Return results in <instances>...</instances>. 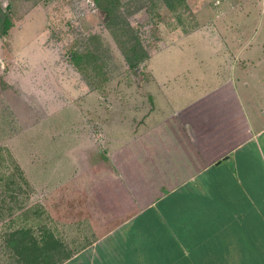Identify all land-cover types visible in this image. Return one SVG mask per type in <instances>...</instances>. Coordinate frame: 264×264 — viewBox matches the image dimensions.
Instances as JSON below:
<instances>
[{
  "label": "rangeland",
  "instance_id": "rangeland-1",
  "mask_svg": "<svg viewBox=\"0 0 264 264\" xmlns=\"http://www.w3.org/2000/svg\"><path fill=\"white\" fill-rule=\"evenodd\" d=\"M112 3L118 4L111 9L117 16L109 19ZM0 4L9 5L14 21L0 37V264H45L58 250L71 255L85 246L91 237L83 234V200L87 204L103 191L87 190L84 183L110 184L104 193L110 203L129 192L139 203L160 193L148 191L144 140L129 139L130 126L133 134L143 135L148 114L160 105L152 95L161 88L157 74L163 67L177 69V58H192L186 45L198 33L207 42L198 37L194 43L202 47V58H218L209 55L218 45L208 44L223 22L218 12L237 7L230 17L247 36L261 21V7L264 14V0ZM257 35V41L264 40V27ZM119 40L126 46L139 41L148 57L131 66ZM259 54L264 58V51ZM250 55L258 58L257 50ZM114 134L127 140L113 143ZM101 165L112 173L91 174ZM160 178L155 173L157 188ZM120 184L127 192L114 191ZM13 230L23 232L13 235Z\"/></svg>",
  "mask_w": 264,
  "mask_h": 264
},
{
  "label": "crops",
  "instance_id": "crops-1",
  "mask_svg": "<svg viewBox=\"0 0 264 264\" xmlns=\"http://www.w3.org/2000/svg\"><path fill=\"white\" fill-rule=\"evenodd\" d=\"M261 10L248 36L230 17L237 7L218 12L223 22L208 43L218 45L209 54L218 58H202L194 43L206 41L197 30L186 45L192 58H177V69L163 67L157 74L161 88L152 95L160 105L148 114L143 135L130 126L129 139L144 140L148 191L160 193L139 203L129 192L110 203V184L84 183L87 190L103 191L87 204L83 200V234L91 239L59 264H264ZM255 49L258 58L250 55ZM126 140L114 134L110 141ZM128 159L131 164L134 157ZM94 171L102 178L112 169ZM121 185L114 191L127 192Z\"/></svg>",
  "mask_w": 264,
  "mask_h": 264
},
{
  "label": "trees",
  "instance_id": "trees-1",
  "mask_svg": "<svg viewBox=\"0 0 264 264\" xmlns=\"http://www.w3.org/2000/svg\"><path fill=\"white\" fill-rule=\"evenodd\" d=\"M106 1L109 2V0H106ZM165 1H166L167 5H169V6L174 5L175 2H179V1H182L183 3L185 2V0H165ZM117 5L118 4L112 3L111 6L107 7L106 13H108L109 19H112V18L117 16V14L114 11L112 12V10H111V9H115V7H117ZM9 9H10L9 5L7 6L6 9H4L3 6L0 4V37L9 33L10 28L13 26V23H14L11 15H10ZM123 23H125L126 25L130 24V22L127 20H125V22H123ZM119 44L121 45L122 50L125 53V56H126L127 60L129 61V64L131 66H137L144 58L148 57V53L146 52L145 48L141 45V43H139V41H136L133 45L126 46V44H124L123 42H120V40H119ZM20 173H21L20 177L22 178V180L24 182H28L25 173L22 172V170H20ZM11 232L13 233V235H16L20 232L22 233L23 231H20V230L14 231L13 230ZM69 256L70 255H68L64 252L62 253L61 251L58 250V252L56 254H50L47 256V258H45L44 256L43 257L45 258V260H44L45 264H59V263L65 261ZM54 257H55V259H53Z\"/></svg>",
  "mask_w": 264,
  "mask_h": 264
}]
</instances>
